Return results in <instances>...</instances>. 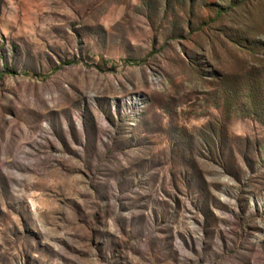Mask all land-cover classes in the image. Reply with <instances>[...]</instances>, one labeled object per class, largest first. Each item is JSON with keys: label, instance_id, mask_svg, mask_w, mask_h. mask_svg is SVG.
<instances>
[{"label": "rangeland", "instance_id": "rangeland-1", "mask_svg": "<svg viewBox=\"0 0 264 264\" xmlns=\"http://www.w3.org/2000/svg\"><path fill=\"white\" fill-rule=\"evenodd\" d=\"M0 264H264V0H0Z\"/></svg>", "mask_w": 264, "mask_h": 264}]
</instances>
